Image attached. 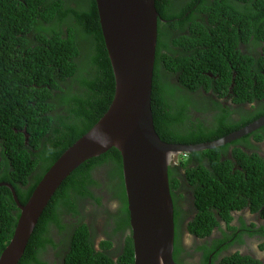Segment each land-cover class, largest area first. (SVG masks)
Instances as JSON below:
<instances>
[{"label":"trees","instance_id":"16d2710c","mask_svg":"<svg viewBox=\"0 0 264 264\" xmlns=\"http://www.w3.org/2000/svg\"><path fill=\"white\" fill-rule=\"evenodd\" d=\"M154 1L159 18L151 108L160 138L212 141L263 116L264 0ZM114 85L95 0H0V182L12 185L22 204L105 113ZM251 138L264 142V125L170 163L176 262L186 264L179 256L183 229L209 235L217 217L228 222L231 211L247 207L264 221V156L261 142ZM114 200L117 208H111ZM18 216L10 188L1 185L0 253ZM248 229L264 239V224ZM234 241H242L240 233L213 239L200 264L212 253L213 263ZM47 251L57 264H133L116 148L85 160L61 182L17 264H50ZM217 264L264 263L235 252Z\"/></svg>","mask_w":264,"mask_h":264},{"label":"water","instance_id":"95a60500","mask_svg":"<svg viewBox=\"0 0 264 264\" xmlns=\"http://www.w3.org/2000/svg\"><path fill=\"white\" fill-rule=\"evenodd\" d=\"M113 71L114 94L98 121L53 162L19 208L0 264H17L42 211L61 182L85 160L114 147L122 175L133 241V264H181L173 258L174 211L168 167L179 154L216 148L264 125V115L227 135L196 144L163 141L152 116V78L158 12L154 0H95ZM162 21H164L162 19Z\"/></svg>","mask_w":264,"mask_h":264},{"label":"flooded vegetation","instance_id":"af4514ba","mask_svg":"<svg viewBox=\"0 0 264 264\" xmlns=\"http://www.w3.org/2000/svg\"><path fill=\"white\" fill-rule=\"evenodd\" d=\"M260 127H258L256 130H258ZM252 142L256 145L261 142L259 144L261 147V150L259 153L262 156H264V142L254 141V139H252ZM114 206L117 208V201L116 200H114V205L111 206V208H113ZM230 215H231V219L228 222L224 221L220 216L217 217L218 225H215L214 227H212L210 230V234L203 236V237L192 235L189 232H186V229L182 230L181 240H182L183 251L181 252V254L179 256H181V258L185 259V260H183L184 263H186V264H191V263L192 264H200L204 254H205V251L211 250V248H213V246H214L212 243L213 239L217 240L219 237H222L225 234L231 235L234 233H240L241 237H242V241L241 242H238V241L231 242L224 250H218L217 258L215 257L214 261H212L213 263H211V261H210V259L213 256V253H212L210 255L209 259L207 260V264H217V262H220L223 254L228 255V254H232L235 252H239L241 254L249 255L253 258H257V259L263 261V263H264V250L262 251L261 254H257L254 251L253 246L251 245L252 242H255V241L264 243V239H260L258 237L259 235H257V234H253V235L247 234L248 231H252V229L251 230L248 229L249 227H251L252 224H255V223L257 225H259L261 223L264 224V221L260 220L259 213L252 212L250 210V208L247 207V208H243L241 210H233V211H231ZM240 217H242L243 220L242 219L240 220ZM242 221L244 222V224L242 223ZM244 225H245V227H244ZM187 234L191 236L189 243H187L184 240L185 235H187ZM58 237H60V236L58 235ZM204 245H206V247L202 249V247ZM96 249H98V242L96 243ZM44 258L45 259L48 258L50 261V264H57L58 263L55 259V255L51 254L49 256L48 251L46 252ZM60 263H63V262L60 261Z\"/></svg>","mask_w":264,"mask_h":264},{"label":"rangeland","instance_id":"374dc122","mask_svg":"<svg viewBox=\"0 0 264 264\" xmlns=\"http://www.w3.org/2000/svg\"><path fill=\"white\" fill-rule=\"evenodd\" d=\"M190 238H191V236L187 234V235H185L184 240H185L187 243H189ZM251 245L253 246L254 251H255L257 254H261V253H262V248L260 247V246L262 245L261 242H256V241H255V242H252ZM263 250H264V249H263Z\"/></svg>","mask_w":264,"mask_h":264},{"label":"clouds","instance_id":"9594fccd","mask_svg":"<svg viewBox=\"0 0 264 264\" xmlns=\"http://www.w3.org/2000/svg\"><path fill=\"white\" fill-rule=\"evenodd\" d=\"M262 126H263V125H262ZM254 131H255V130H254ZM254 131H252V132H254ZM252 132H251V133H252ZM249 134H250V133H249ZM173 161H174V160H173Z\"/></svg>","mask_w":264,"mask_h":264}]
</instances>
